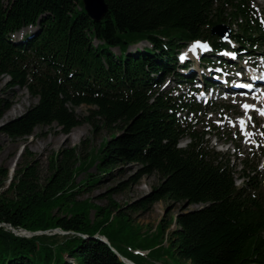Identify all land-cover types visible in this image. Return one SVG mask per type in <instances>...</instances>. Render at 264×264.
I'll return each instance as SVG.
<instances>
[{
	"label": "trees",
	"instance_id": "16d2710c",
	"mask_svg": "<svg viewBox=\"0 0 264 264\" xmlns=\"http://www.w3.org/2000/svg\"><path fill=\"white\" fill-rule=\"evenodd\" d=\"M104 2L107 12L94 22L82 0H0V78L37 100L1 131L14 141L33 136L42 126L56 125L69 134L81 123L75 108L87 106L90 114L83 121L94 132L109 134L85 157L76 148L52 155L43 182L30 155L22 156L13 174L0 167V264H124L116 253L140 264L142 255L135 252L159 255L161 237L172 224L165 251L182 264H264V180L256 170L246 173L245 161L239 175L243 182L236 187L229 160L209 151L208 131L196 129L197 112L211 106L201 108L192 97L162 89L171 76L177 83L189 81L178 74L187 64L177 63V53L187 44L206 40L214 51L228 48L211 35L217 25L236 28L230 38L239 52L264 56V26L251 2ZM28 27L33 35L12 38ZM141 42L148 46L129 52ZM201 62L211 63L207 57ZM8 110L0 100V119ZM190 114L196 122L188 121ZM183 138L190 142L178 148ZM126 164L140 167L133 184L154 174L160 179L129 209L147 211L159 202L202 207L182 209L168 221L164 216L155 235L123 252L115 246L132 231L128 215L113 200L102 208L77 201V194L99 179L75 180L92 167L108 175ZM6 226L66 234L21 237Z\"/></svg>",
	"mask_w": 264,
	"mask_h": 264
},
{
	"label": "rangeland",
	"instance_id": "374dc122",
	"mask_svg": "<svg viewBox=\"0 0 264 264\" xmlns=\"http://www.w3.org/2000/svg\"><path fill=\"white\" fill-rule=\"evenodd\" d=\"M250 1L253 3V7L256 10V16L264 17V0ZM233 29L236 28L233 27ZM34 33L35 30L33 27H29L14 35L13 38L18 41L25 36H30ZM93 44L96 45V42ZM145 46H148V44L144 42L139 43L130 47L129 52H132L135 49H141ZM113 51L115 52V50ZM115 54L117 55L118 53L115 52ZM187 58L190 62L192 60V66L190 68L192 69V72L196 74L197 78L201 76L203 79L202 75L204 73L213 75V78L210 79L213 83H218V80H221L223 83L225 82L223 75H217L218 68L212 69L209 65L203 68L198 67V61L200 60L201 55L194 53ZM210 60L213 62L214 59L211 58ZM221 60L225 63L222 66L223 69L232 71L242 70V74L245 73L248 75L253 73V71H250L249 69L251 64L255 63L259 67H264V64L260 63L262 60L259 58L258 60H255L252 57L240 58L236 55L235 59L229 57L221 58ZM233 66L234 68H232ZM236 73L237 72L231 76L236 77ZM173 78L174 76H171L166 80L163 86L164 91H174L173 94L176 96L181 93H183V95H191V92H188V87L176 83ZM8 81L7 77L0 78V100L6 101L9 105V110L5 112L0 119V167L9 170L10 174L14 173L16 165L20 163L22 156L26 154L30 155L33 162L37 164L40 179L41 182H43L49 175V160L52 155L63 150L76 148L81 156L85 157L91 150H97L102 142L108 139V132L104 130L94 132L90 123L83 121V119L90 114L87 106L75 108L74 112L81 123L69 134L62 133L58 126L52 125L50 127L42 126L36 128L31 137L15 141L10 139L1 131L2 126L8 121L24 114L36 104L37 100L32 98L26 89L9 88L7 86ZM220 90L222 91L223 89L221 88ZM196 95L197 93L192 96L196 99ZM255 96L256 95L248 96L247 99L246 97L230 96V101L228 100L229 103L220 102L223 104L222 108L212 109L215 111H211V114L202 117L203 111L197 113L198 131L209 130L212 126L216 125L220 126L218 127V134L206 135L204 141H206L209 150L221 151L220 154L223 160H229L234 173V179L237 182L240 180V173L245 169V161H247L248 165L246 173H250L251 175L257 170L259 172V179H264V120L258 117L256 113L245 112L240 107L241 103L250 101L249 99L252 97L255 98ZM233 99H235L237 103H233ZM220 103L213 102L212 106L214 104L219 105ZM201 106L204 107L203 104H201ZM210 116L212 117L210 118ZM238 116H243L247 121L249 120L246 127L243 126V128L238 129L236 122L234 121ZM249 117H251V119H249ZM191 118L192 115H190L189 120H191ZM193 121L194 119H192V122ZM217 121H220L221 123L218 124ZM187 143L188 139L184 138L180 141L179 146H186ZM139 170V166L126 164L113 169L108 175H103L102 173H99L95 167H92L86 173L79 175L75 180V184H79L84 183L86 179H90L88 176L99 179L96 184L87 189H83L81 193H78L76 196L77 201L84 202L85 200H89L94 206L102 208L109 204V200H113V202L122 208L124 213L130 218L131 224L133 225L132 231H130L128 237L122 239L121 242L115 246L123 252L126 250L131 251L133 248H136L137 245L143 241L144 236L151 237L152 235H155L157 227L164 216H166L165 220L168 221L170 218L179 214L183 209L182 203L174 205L165 204L163 202L156 203L147 211H135L129 209L130 206L137 203L142 197L147 195L153 187L160 183L159 176L156 174L143 177L137 184L131 183V179L138 174ZM120 186H123L124 190L111 193L110 196L109 193ZM198 207L201 206H191L186 209V211L195 210L198 209ZM93 217L94 211H91L89 218L93 219ZM173 229L174 224H172L161 237V245L163 248L159 255L146 257L147 252H142L140 264H182L178 262L177 258L171 253V251H165L168 234ZM47 234L52 235L54 232ZM57 235H61V233H58ZM66 259L69 262H73V260L68 257H66Z\"/></svg>",
	"mask_w": 264,
	"mask_h": 264
},
{
	"label": "water",
	"instance_id": "95a60500",
	"mask_svg": "<svg viewBox=\"0 0 264 264\" xmlns=\"http://www.w3.org/2000/svg\"><path fill=\"white\" fill-rule=\"evenodd\" d=\"M82 3H83L85 13L94 22L100 21L107 12V7L105 5L104 0H82ZM211 35H216L219 38L226 39L230 36V31H229L228 27H226V26L217 25V26L212 28ZM188 207H190L189 204L185 203L183 205V210H186ZM12 230L14 231V229H12ZM52 232H54V234H58V233H61V235L66 234L64 232H61L58 229H55ZM24 233H26V235L28 237H31L33 235L47 234V233H41V232L31 233V232H26V231ZM119 259L124 264H133V263L129 262L128 260H125L124 258H122L120 256H119Z\"/></svg>",
	"mask_w": 264,
	"mask_h": 264
},
{
	"label": "snow or ice",
	"instance_id": "6c2138e0",
	"mask_svg": "<svg viewBox=\"0 0 264 264\" xmlns=\"http://www.w3.org/2000/svg\"><path fill=\"white\" fill-rule=\"evenodd\" d=\"M196 48H200L202 51H210V47L206 43H201L199 41L194 42L192 47L189 49L192 52H195ZM227 55H230L233 59H235L236 54L235 53H226ZM185 59L184 56H181V60L183 61ZM246 63V62H245ZM217 71H221L220 69H217ZM237 76L242 75L241 72L236 73ZM262 80H264V77H261ZM236 87L241 88V89H248L251 90L253 88V85L251 83H237ZM237 95L247 97L249 95V92H240ZM233 103H237L235 99H233ZM240 107L245 111V112H258L259 115L264 116V108H257L255 105L243 102L240 104ZM251 119V117H249ZM217 123H221L220 121H217ZM241 125H246V122L241 120L240 121Z\"/></svg>",
	"mask_w": 264,
	"mask_h": 264
},
{
	"label": "bare ground",
	"instance_id": "6f19581e",
	"mask_svg": "<svg viewBox=\"0 0 264 264\" xmlns=\"http://www.w3.org/2000/svg\"><path fill=\"white\" fill-rule=\"evenodd\" d=\"M188 53H189V54H193L192 51H187V52H186V55H189ZM251 78H252L253 80H256V79H257V78H254V77H251ZM247 83H250V82H247Z\"/></svg>",
	"mask_w": 264,
	"mask_h": 264
}]
</instances>
